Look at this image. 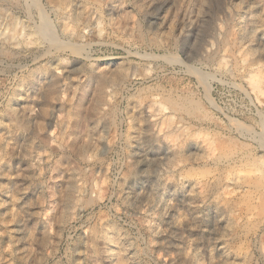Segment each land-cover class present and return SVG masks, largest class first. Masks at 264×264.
<instances>
[{"label": "rangeland", "instance_id": "rangeland-1", "mask_svg": "<svg viewBox=\"0 0 264 264\" xmlns=\"http://www.w3.org/2000/svg\"><path fill=\"white\" fill-rule=\"evenodd\" d=\"M0 264H264V0H0Z\"/></svg>", "mask_w": 264, "mask_h": 264}, {"label": "bare ground", "instance_id": "bare-ground-1", "mask_svg": "<svg viewBox=\"0 0 264 264\" xmlns=\"http://www.w3.org/2000/svg\"><path fill=\"white\" fill-rule=\"evenodd\" d=\"M195 2V1H194ZM195 10H196V5H193V3H192V7L188 10V15H191V14H193L194 12H195ZM188 17H190V16H188ZM193 17V16H192ZM191 17V18H192ZM47 24V23H46ZM50 29V28H49Z\"/></svg>", "mask_w": 264, "mask_h": 264}]
</instances>
